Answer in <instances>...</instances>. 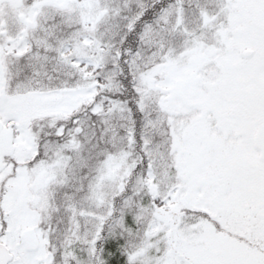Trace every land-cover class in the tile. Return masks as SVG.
<instances>
[{
	"label": "snow or ice",
	"instance_id": "6c2138e0",
	"mask_svg": "<svg viewBox=\"0 0 264 264\" xmlns=\"http://www.w3.org/2000/svg\"><path fill=\"white\" fill-rule=\"evenodd\" d=\"M0 264H264V0H0Z\"/></svg>",
	"mask_w": 264,
	"mask_h": 264
}]
</instances>
